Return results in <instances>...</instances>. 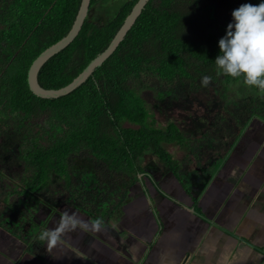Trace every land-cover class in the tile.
Segmentation results:
<instances>
[{
    "label": "trees",
    "instance_id": "1",
    "mask_svg": "<svg viewBox=\"0 0 264 264\" xmlns=\"http://www.w3.org/2000/svg\"><path fill=\"white\" fill-rule=\"evenodd\" d=\"M99 1H90L88 13ZM137 1L127 0L105 24L86 17L71 44L41 67L39 85L54 90L68 85L108 47ZM259 2L149 0L113 54L82 85L64 97L41 99L29 91L28 68L69 32L81 0H0V179L25 199L44 203L54 179L64 181L68 196L59 199L60 204L83 208L87 202L93 209L96 198L70 191L76 178L71 162L77 155L122 175L123 183L142 173L146 155L176 174L177 164L166 148H185V135L173 121L158 124L142 96L144 90L154 91L161 101L173 90L207 94L212 87L221 103L237 106L240 118L249 122L264 117V91L245 85L242 77L218 75L214 63L232 11ZM204 76L212 78L207 86L202 84ZM152 82L168 89L155 90ZM235 86L255 97L238 107L230 96H240L228 97ZM239 120L234 121L237 131ZM228 130L227 125L226 137L235 136ZM5 195L0 192V200Z\"/></svg>",
    "mask_w": 264,
    "mask_h": 264
},
{
    "label": "crops",
    "instance_id": "2",
    "mask_svg": "<svg viewBox=\"0 0 264 264\" xmlns=\"http://www.w3.org/2000/svg\"><path fill=\"white\" fill-rule=\"evenodd\" d=\"M244 130L206 150L215 156L205 163L186 147L177 148L182 158L166 148L176 174L143 162L141 174L121 183L122 202L107 211L60 204L63 188L53 204L24 198L33 213L19 214V226L1 199L0 264H264V124ZM65 212L89 227L66 231L54 246L40 241ZM96 218L104 221L99 231L91 227Z\"/></svg>",
    "mask_w": 264,
    "mask_h": 264
},
{
    "label": "rangeland",
    "instance_id": "3",
    "mask_svg": "<svg viewBox=\"0 0 264 264\" xmlns=\"http://www.w3.org/2000/svg\"><path fill=\"white\" fill-rule=\"evenodd\" d=\"M126 1L127 0H100L97 4L92 6L87 14L88 20L99 24H105ZM150 85H153L155 90L168 89V86L162 83L152 82ZM208 89L211 92L207 94H202V92H200L201 90L194 91L193 89H189V95L183 94L181 91L173 90L171 96H167L165 100L161 101L155 98L154 91H142V96L146 100L147 105L152 109L158 124L160 126H165L168 121L176 123L180 131L185 135L183 139L187 147L185 151L190 150V153L194 154V156L195 154H199L198 156H201L203 163L206 162L207 154L208 159L215 156L213 151L207 153L206 150L210 148L211 150L214 149L218 143H230L233 141L235 136H228L222 139V135L225 133L224 130L227 129V125L230 128L228 133L232 135L237 132V126L234 123L237 119H241L238 124L240 127L239 130L245 129L243 133L246 132L248 128H256L259 124H264V117L262 115L250 118L249 122L245 120L244 116L240 118V114L239 116L237 114L240 110H238L236 105H225V103L228 102H225L224 104L221 103L212 93V87ZM232 93H237L240 97L230 96ZM229 96L231 97V101L239 102L238 107L245 106L246 103L248 104L249 99L255 97L250 91L242 90L239 86L231 87L228 97ZM225 106L230 109V113L224 111L223 108ZM223 118H226V120ZM242 137L243 136L236 137L235 142L241 143ZM177 148L178 146L176 145L174 147H167L169 151H171V149H173L172 151L176 149V152H173V155L182 158L183 153L177 151ZM195 158L196 157H194V160ZM151 160L154 161L156 159L150 155H146L144 162ZM194 160L188 159L187 165H191L189 161ZM71 163V173L72 176L76 175V178L71 184L72 187H70V191H77L76 195L79 194L85 199L90 197L96 198L97 206L95 207L98 210L105 209L107 211L112 204H119V202H122L124 199V188L121 185L124 179L122 175L106 172L99 165L91 164L83 154L77 155ZM88 165H90V169L88 168ZM64 186L65 183L63 181L54 179V183L45 193L47 198H45V200L48 203L53 204L52 201L61 196ZM89 187L93 189V193L89 192ZM6 190H8L6 194L9 195H5L3 198L6 202L8 201L11 209L15 212L12 216H16V221L20 226L23 221L18 215L22 214L26 217L32 215V204H34V202H25L23 199L24 196L20 192L13 189L11 184L5 179H0V192ZM13 190L17 191V193L11 194V191ZM82 204L87 209L92 208V204L87 202L86 204Z\"/></svg>",
    "mask_w": 264,
    "mask_h": 264
},
{
    "label": "clouds",
    "instance_id": "4",
    "mask_svg": "<svg viewBox=\"0 0 264 264\" xmlns=\"http://www.w3.org/2000/svg\"><path fill=\"white\" fill-rule=\"evenodd\" d=\"M231 15L226 34L218 42L220 53L214 61L217 74L242 77L245 85L264 91V0L258 4H242ZM211 79L202 77V84L207 86ZM78 227L86 229L89 224L78 219L75 213L65 212L57 226L43 230L38 239L54 246L63 233ZM91 227L99 231L104 227L103 219L96 218Z\"/></svg>",
    "mask_w": 264,
    "mask_h": 264
},
{
    "label": "water",
    "instance_id": "5",
    "mask_svg": "<svg viewBox=\"0 0 264 264\" xmlns=\"http://www.w3.org/2000/svg\"><path fill=\"white\" fill-rule=\"evenodd\" d=\"M90 1L91 0H81L77 15L69 32L59 41L41 52L29 66L27 71V85L29 91L34 96L41 99H58L68 95L73 90L82 85L92 75L95 69L99 68L113 54L118 45L126 36L127 32L134 25L136 19L141 14L144 6L149 0H138L136 2L108 47L92 61H90L84 70L68 85L56 90L42 88L37 80L39 70L51 57L66 48L76 38L82 28L85 18L87 17Z\"/></svg>",
    "mask_w": 264,
    "mask_h": 264
}]
</instances>
